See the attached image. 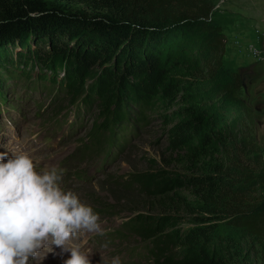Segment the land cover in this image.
Returning a JSON list of instances; mask_svg holds the SVG:
<instances>
[{
  "label": "trees",
  "instance_id": "obj_1",
  "mask_svg": "<svg viewBox=\"0 0 264 264\" xmlns=\"http://www.w3.org/2000/svg\"><path fill=\"white\" fill-rule=\"evenodd\" d=\"M66 1L79 10L45 0H0V68L38 66L55 83L65 70L59 82L65 95L55 110L81 103L90 111L99 99L90 133L99 142L122 124L141 130L156 102L170 108L185 99L179 50L170 42L176 29L202 28L208 57L193 80L217 81L225 36L209 22L212 0ZM16 44L27 50L13 60ZM231 79L214 98L207 90L196 93L201 106L181 109L176 119L161 116L175 162L196 174L150 166L124 183L162 210L136 214L123 226L124 239L146 244V264H264V158L252 146L253 110L240 96L243 82L237 73ZM228 114L237 121L226 122ZM234 141L240 155L230 146ZM178 190L189 192L195 205ZM172 212L190 214V226H180Z\"/></svg>",
  "mask_w": 264,
  "mask_h": 264
},
{
  "label": "rangeland",
  "instance_id": "obj_2",
  "mask_svg": "<svg viewBox=\"0 0 264 264\" xmlns=\"http://www.w3.org/2000/svg\"><path fill=\"white\" fill-rule=\"evenodd\" d=\"M45 1L50 4H58L67 10H79L80 8L71 5L66 0ZM212 2L214 9L209 22L212 26L221 28L225 36L224 65L218 73L217 81L207 84L208 81L193 80V71L198 70L201 67L202 59L208 57L207 35L204 34L202 28L192 26L184 30V33L176 29L177 33H173L170 42H174V46L179 50L178 61L181 72L178 75L183 79L181 94L185 99L181 97L170 108L156 102L148 122L143 124V128L134 135H129V145L122 152L121 159L106 172L99 170L100 175L95 178V181L85 183L81 187L78 196L81 202L91 206L94 212L101 217L103 233L116 232L122 223L131 222V218L136 214L157 215L162 213L157 201L147 200L124 186V183L128 182L135 172L147 170L152 166L156 169H169L182 174H196V171L190 169L188 165L175 162V154L172 153L169 146L167 129L161 116L176 119L181 109L201 106L199 101L203 97L195 94L207 90L206 96L214 98L223 85L231 82V75L234 73L239 74L243 82L240 91L241 98L253 110L252 146L264 158V0H212ZM175 34L177 36H174ZM29 45L31 49H35L32 36L29 38ZM24 47L16 44L11 48L10 55L13 60L19 51L27 50ZM58 72L60 75H65V70ZM95 74L87 83H92ZM99 102L100 100L96 99L89 111L91 124H87L86 129L79 132L75 140L68 137L63 140V147L58 153L70 164L76 160L74 151L78 147V140L90 135L95 120L99 117ZM28 108L29 115H32V112L36 110L34 104L29 105ZM137 114L138 109H134L131 116L134 117ZM237 119V114L233 116L228 114L225 121L235 123ZM236 141H240V139ZM192 144L197 145L198 139H195ZM230 146L237 150L236 154L240 155L238 152L239 142H231ZM73 168L90 170L92 164L81 159L74 163ZM177 193L184 197L188 203L195 205L196 200L189 192L178 190ZM172 213L179 217L180 226L184 228L190 226V214ZM105 245L93 243L85 245V250L90 254L91 264H102V257L104 264H110L113 257H126L125 253L128 252H143L144 250L146 252V244L140 242L138 237L125 240L118 236L116 242ZM262 248L264 249V246ZM69 255L61 253L59 248H54L53 252H42L39 258L30 260L29 264H64ZM135 255V264L147 263V258L141 260L138 259L137 254Z\"/></svg>",
  "mask_w": 264,
  "mask_h": 264
},
{
  "label": "clouds",
  "instance_id": "obj_3",
  "mask_svg": "<svg viewBox=\"0 0 264 264\" xmlns=\"http://www.w3.org/2000/svg\"><path fill=\"white\" fill-rule=\"evenodd\" d=\"M36 169L26 152L6 160L0 154V264H29L54 248L70 254L64 264H91L82 238L103 235L99 215L61 187L63 169ZM110 264H121L120 257Z\"/></svg>",
  "mask_w": 264,
  "mask_h": 264
},
{
  "label": "bare ground",
  "instance_id": "obj_4",
  "mask_svg": "<svg viewBox=\"0 0 264 264\" xmlns=\"http://www.w3.org/2000/svg\"><path fill=\"white\" fill-rule=\"evenodd\" d=\"M17 63V62H16Z\"/></svg>",
  "mask_w": 264,
  "mask_h": 264
}]
</instances>
